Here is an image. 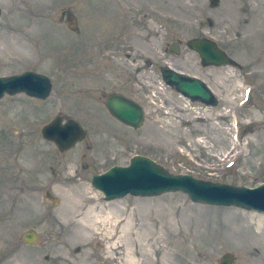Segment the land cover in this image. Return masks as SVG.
I'll use <instances>...</instances> for the list:
<instances>
[{"label":"rangeland","instance_id":"374dc122","mask_svg":"<svg viewBox=\"0 0 264 264\" xmlns=\"http://www.w3.org/2000/svg\"><path fill=\"white\" fill-rule=\"evenodd\" d=\"M0 7V76L30 70L53 83L46 99H0V264H219L226 253L232 264H264V212L197 203L182 191L107 200L92 183L135 155L175 174L264 183V0H0ZM202 35L234 64L204 66L187 45ZM168 65L206 81L218 103L194 102L165 84ZM114 91L144 106L142 127L111 116L105 99ZM57 115L87 132L66 151L41 132ZM80 186L95 196L85 209L105 212L95 233L109 227V213L121 221L115 235L80 243L83 227L63 208L67 190ZM206 221L215 231L232 227V245L210 244ZM124 223L123 246L113 249ZM28 231L36 243L24 240Z\"/></svg>","mask_w":264,"mask_h":264},{"label":"water","instance_id":"95a60500","mask_svg":"<svg viewBox=\"0 0 264 264\" xmlns=\"http://www.w3.org/2000/svg\"><path fill=\"white\" fill-rule=\"evenodd\" d=\"M0 7V15H1ZM187 45L202 58L204 65H233L232 58L216 42L205 38H191ZM178 52L179 50L175 48ZM164 81L173 86L192 101L206 105H216L218 98L214 90L201 78L186 74L168 65L161 69ZM53 89L51 79L42 73L24 71L22 73L0 76V99L6 94L24 93L31 97L46 99ZM109 111L123 123L133 127L143 126L146 110L139 102L122 94H110L106 100ZM42 135L54 142L61 151L73 148L82 141L87 132L75 119H64L57 115L44 125ZM93 185L102 191L107 200L134 196H156L167 192L182 191L194 202L238 206L248 210L264 212V183L255 186H234L226 183L199 179L191 174L170 172L152 158L135 155L129 165H114L107 171L93 176ZM24 240L34 244L38 235L28 231ZM234 255L226 253L219 264H232Z\"/></svg>","mask_w":264,"mask_h":264},{"label":"bare ground","instance_id":"6f19581e","mask_svg":"<svg viewBox=\"0 0 264 264\" xmlns=\"http://www.w3.org/2000/svg\"><path fill=\"white\" fill-rule=\"evenodd\" d=\"M89 188L87 187H81L76 188L73 190H67L65 195L63 196V208L65 210V213L68 217V219L72 220L74 217L77 219L74 221L75 224L82 226V232L78 234V240L80 243H85L87 240H90L91 237L93 238V234L95 233L96 227L98 223L103 222L105 212L100 209L99 206L97 205H90L88 208L85 209V203L87 201L92 202L93 199H95V196H88L87 193L89 192ZM69 199H71L73 202H69ZM68 201V203H67ZM85 209V211H84ZM108 218L113 219V221L110 222L109 227L106 229L104 232L96 231L95 234H102L106 237L109 235L112 236L117 233V228L121 224V221L119 220H114V216H110L108 213ZM206 230L208 233L211 235V239L209 240L210 244H213V246L216 245H223L225 246H231L232 245V238L236 236V231L232 227H226L223 229V231H215L212 229V226H210V222L206 221ZM129 224L124 223L122 227V232H120V236L118 237L117 240L113 241L112 244L110 245L111 248L117 249L120 246H123L119 244V241L123 240V237L126 235L128 232ZM92 240V239H91ZM212 241V242H211ZM146 246L148 244H145ZM238 250L241 252L248 251L249 246L247 245H242L238 247ZM130 256L132 258V261L134 263H137L139 261V257L136 253L129 251Z\"/></svg>","mask_w":264,"mask_h":264},{"label":"flooded vegetation","instance_id":"af4514ba","mask_svg":"<svg viewBox=\"0 0 264 264\" xmlns=\"http://www.w3.org/2000/svg\"><path fill=\"white\" fill-rule=\"evenodd\" d=\"M199 38H205V39H209V40H212V41H214V42H216V44L222 49V50H224L225 52H226V54H228V56L230 57V58H232L231 56H230V54L225 50V48H223L215 39H214V37L213 36H204V35H202L201 37H199ZM176 48V47H175ZM201 57V56H200ZM233 60V59H232ZM201 61H202V58H201ZM202 64H203V61H202ZM204 65V64H203ZM204 66H207V65H204ZM116 93H118V94H122V95H125V94H123V92H119V91H114V92H112V93H110V94H116ZM110 94H108V95H110ZM108 95H107V97H108ZM107 97H106V99H105V105H106V107H107V104H106V100H107ZM107 109H108V107H107ZM109 110V109H108ZM109 113L111 114V116L114 118V119H116L117 121H120L118 118H116L110 111H109ZM121 122V121H120ZM121 123H123V122H121Z\"/></svg>","mask_w":264,"mask_h":264}]
</instances>
